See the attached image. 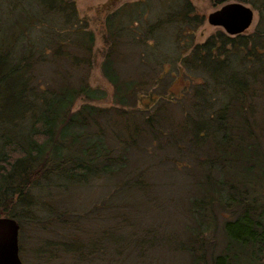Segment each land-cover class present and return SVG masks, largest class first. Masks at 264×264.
Returning <instances> with one entry per match:
<instances>
[{"label": "trees", "instance_id": "1", "mask_svg": "<svg viewBox=\"0 0 264 264\" xmlns=\"http://www.w3.org/2000/svg\"><path fill=\"white\" fill-rule=\"evenodd\" d=\"M236 1L256 11L252 29L232 36L217 30L191 48L202 17L188 0H132L112 8L102 22L99 68L112 100L104 108L91 104L105 93L87 82L93 33L74 0H0V213L17 222L15 208L28 214L38 205L49 220L77 229L83 218L68 216L62 204L70 191L107 178L112 195L148 193L154 185L143 176L158 154V166L176 168L183 159L185 169L199 174L178 204L187 212L181 237L159 224L137 226L129 204H111L113 263L144 264L146 252L171 243L185 250L188 264H257L264 253V146L248 98L253 82L264 89V0ZM178 72L186 77L181 93L166 95ZM193 73L201 79L194 87ZM79 99L84 102L73 108ZM173 104L185 106L180 121L166 112ZM260 126L264 134V117ZM134 150L143 158L135 165ZM40 185L49 193L44 202L35 196ZM148 195L147 205L154 200ZM103 209L93 207L89 218ZM222 214L230 217L219 228L221 248L205 253L204 233H215ZM75 231L57 235L51 256L68 246L63 252L74 263L101 252L97 242L72 246Z\"/></svg>", "mask_w": 264, "mask_h": 264}, {"label": "rangeland", "instance_id": "2", "mask_svg": "<svg viewBox=\"0 0 264 264\" xmlns=\"http://www.w3.org/2000/svg\"><path fill=\"white\" fill-rule=\"evenodd\" d=\"M129 1L132 0H113V3L111 2L112 4H107L108 0H74L77 16L86 20V28L91 30L93 33L92 60L86 78L90 87L97 88L104 91L105 93L104 98L91 103L99 107L105 108L112 105L111 86L105 81L99 68L104 49L102 42V36L104 33V28L102 25L103 18L112 8L118 6L122 2ZM188 1L192 4L195 13L202 17V22L195 28L191 36V48L194 44L202 42L207 36L214 33L215 31H222L220 27L212 26L206 23V14L225 2L236 0H226L219 4H214L212 0ZM241 3L250 7V5L245 2ZM104 4L107 6L106 9L103 8ZM251 9L253 11L252 21L249 27L244 30L243 33H248L256 23L257 13L253 8ZM169 35L170 34H167V36ZM129 50L132 51V49ZM166 67V64L162 65L163 70H166ZM123 69L127 73L132 72L131 70H133V68L130 61L125 63ZM123 69H121V71H123ZM191 77V82L193 83L192 87L196 86V84H194L195 82L201 81L197 73H193ZM184 80H186V77L181 76L180 73L178 75H174L168 82L169 84L167 86L168 90L166 95L171 93L173 96H178L179 93H181V86L184 83ZM257 80L258 79L255 81ZM152 85L154 84H151L150 86ZM253 86L255 94L252 97H249L250 99L248 98V102L253 106L254 113H252L251 118L253 122L255 121L254 133L259 135L260 143L262 146H264V134L260 126L261 118L264 117V89L258 85V82H253ZM216 90L217 92L219 91L218 87ZM166 95H164V98ZM83 102L84 101L81 99L76 100L73 108H77ZM143 103H147L145 98L141 99V101L138 103V106L143 108ZM182 106L184 105L182 104L180 107L178 104L167 106L168 108L166 112L173 121H180V117H182L183 111H185V106L184 108ZM146 148L148 149L149 147L146 146ZM135 151L136 150L130 153V160L133 165L139 164L143 160L142 156H137V151ZM159 159L160 155L157 154L153 161L158 163L159 161L157 160ZM157 163H155L154 167L151 168L150 171L144 173L143 176V179L148 180L150 184L153 183L154 185L148 189V193L154 199L151 200L152 202L148 205L146 202H144V200H146V197L149 195L148 193L142 191L129 189L127 195H112L114 190L111 188V184L113 181L107 178L103 179L102 181L95 182L96 184L94 186L90 184L70 191L69 194L65 196L62 204H64L65 207L69 209L68 216H75L79 220L78 222H80V219L83 218L84 224L81 222V224L77 223V229L70 228L66 230L62 228V226H60L58 223H55L53 220H49L50 215H48V213H46L43 209H40L38 205L32 206L29 209L30 212L28 214H24L20 208H15L14 214L18 219V256L21 260V263L114 264L111 257L113 234L111 220L113 221L114 217H110V219L108 218V213H111V211L112 213L114 212L112 207H110L111 204L113 206L120 203L129 204L128 209L132 214V222H135V225L139 226L141 224V226L149 227L152 224H159L160 228H162L161 231H164V233L170 232L176 234L177 239L179 240L181 237V222L187 215L184 207H180V204H182V201L187 199V196L189 195L188 191L191 189V182H193L199 174L195 173L193 168L192 172L185 169L184 167L185 165H188V163L184 162L183 159L179 162H176V168L172 167V164L170 163L161 162L162 164L159 166L156 165ZM101 183H103V185H100ZM36 189H38L36 190L38 194H35L37 201L44 202L43 200L47 199L46 197L49 195V193L46 192V188L40 185ZM53 195L54 194L50 196L55 199L54 197L56 195ZM58 203H61V201L59 200ZM101 206H103L105 209L100 210L99 212H92V215L98 216L89 218L88 212L91 211L93 207L100 208ZM107 207L111 209H106ZM0 215L4 214L0 213ZM228 217H230V215L222 214V216L217 218V225L214 234H210L208 232L204 233L206 239L204 242L205 244L201 247V249L203 248L205 253L208 252L207 248L213 246L215 252L220 250L221 234L219 228L222 220L227 219ZM48 222H50V224ZM52 226L54 227V231L51 230ZM138 229L139 228L137 227L136 230ZM73 230L77 231L68 237L70 239L69 242L72 243V246L75 245L77 248L80 246V244L91 246L93 243L97 242L102 247L101 252L94 255L93 257L85 258L82 257V255L78 256L77 258L74 257V263L70 262L69 257L63 252L64 248H69L68 246L64 247L63 250L61 249L62 247H59L57 249V254L51 256L50 253L52 251V245H54L53 241L60 240L57 238V235L61 234L62 236L63 231L64 233H70L73 232ZM59 249H61L63 253H59ZM205 255L206 260H208V254ZM127 260L128 263L136 264V261L131 260V258ZM144 264H188V256L185 250L173 247V245L170 243L169 247L163 245L161 248H158L157 250H154L150 253L146 252ZM257 264H264V253L261 256V259L257 261Z\"/></svg>", "mask_w": 264, "mask_h": 264}, {"label": "water", "instance_id": "3", "mask_svg": "<svg viewBox=\"0 0 264 264\" xmlns=\"http://www.w3.org/2000/svg\"><path fill=\"white\" fill-rule=\"evenodd\" d=\"M252 9L238 1H228L208 12L207 24L220 27L229 35L242 33L251 24ZM18 223L14 218L0 215V264H22L17 246Z\"/></svg>", "mask_w": 264, "mask_h": 264}]
</instances>
